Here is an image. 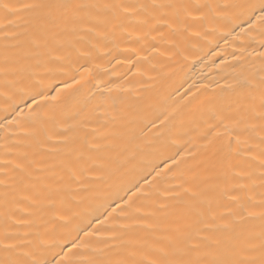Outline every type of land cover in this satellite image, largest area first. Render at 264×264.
I'll use <instances>...</instances> for the list:
<instances>
[{
  "label": "bare ground",
  "instance_id": "obj_1",
  "mask_svg": "<svg viewBox=\"0 0 264 264\" xmlns=\"http://www.w3.org/2000/svg\"><path fill=\"white\" fill-rule=\"evenodd\" d=\"M238 3L0 0V259L259 243L264 34Z\"/></svg>",
  "mask_w": 264,
  "mask_h": 264
},
{
  "label": "snow or ice",
  "instance_id": "obj_2",
  "mask_svg": "<svg viewBox=\"0 0 264 264\" xmlns=\"http://www.w3.org/2000/svg\"><path fill=\"white\" fill-rule=\"evenodd\" d=\"M235 7L247 14L249 21H251L249 31L258 28L264 34V0H240V3L236 4ZM90 71V69H85V73H90ZM81 78L83 79V75ZM40 95L41 92H36L35 95L31 96L32 105L39 106L36 97ZM261 104L264 107V98H262ZM12 247L11 245L5 246V251L10 252ZM206 247L214 248V251L198 254L195 258L191 257L193 249L178 248L176 249L178 258L165 260L161 264H264V229L261 230L258 244L253 243L250 237L241 235L226 241H210ZM0 264H40V262L34 259L4 258L0 259ZM54 264H61V262L57 260Z\"/></svg>",
  "mask_w": 264,
  "mask_h": 264
}]
</instances>
